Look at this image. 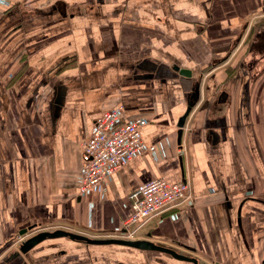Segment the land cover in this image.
<instances>
[{
	"label": "crops",
	"instance_id": "obj_1",
	"mask_svg": "<svg viewBox=\"0 0 264 264\" xmlns=\"http://www.w3.org/2000/svg\"><path fill=\"white\" fill-rule=\"evenodd\" d=\"M116 104L163 154L81 194L83 143ZM156 177L189 180L194 202L135 239L264 264V0H0V264H192L65 236L20 248L58 229L123 238L129 194Z\"/></svg>",
	"mask_w": 264,
	"mask_h": 264
},
{
	"label": "built area",
	"instance_id": "obj_2",
	"mask_svg": "<svg viewBox=\"0 0 264 264\" xmlns=\"http://www.w3.org/2000/svg\"><path fill=\"white\" fill-rule=\"evenodd\" d=\"M148 122L143 117L125 119L122 104L107 109L94 120L83 143L78 175L81 194L98 191L118 170L137 157L148 154L156 158L163 154L160 144H148L142 137V129ZM129 197L133 212L124 223L122 237L130 240L137 238L152 218L194 202L189 180L171 182L164 177L138 185Z\"/></svg>",
	"mask_w": 264,
	"mask_h": 264
},
{
	"label": "water",
	"instance_id": "obj_3",
	"mask_svg": "<svg viewBox=\"0 0 264 264\" xmlns=\"http://www.w3.org/2000/svg\"><path fill=\"white\" fill-rule=\"evenodd\" d=\"M173 69L182 76H186V77L191 76V70L180 69L179 67H176V66L173 67ZM62 236L69 237L72 240H83L85 242H92V243L119 244V245L130 246V247L141 249V250L157 249V250L170 253L176 259L186 260V261L191 262L192 264H198L197 260L194 257L179 254L171 249L155 245L153 242L148 241L146 239H135V240L124 239V238L91 239L83 235L75 234V233L68 232L62 229H58L50 233L48 232L39 233L35 236H32L31 238L23 241L20 245V248L25 252L31 247H33L34 245H36L37 243H39L45 237L56 238V237H62Z\"/></svg>",
	"mask_w": 264,
	"mask_h": 264
}]
</instances>
